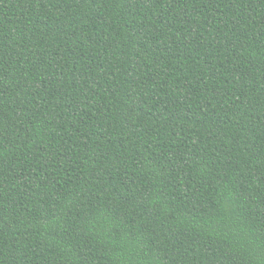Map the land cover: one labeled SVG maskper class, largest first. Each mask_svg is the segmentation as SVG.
I'll list each match as a JSON object with an SVG mask.
<instances>
[{
	"label": "trees",
	"instance_id": "16d2710c",
	"mask_svg": "<svg viewBox=\"0 0 264 264\" xmlns=\"http://www.w3.org/2000/svg\"><path fill=\"white\" fill-rule=\"evenodd\" d=\"M0 264H264V0H0Z\"/></svg>",
	"mask_w": 264,
	"mask_h": 264
}]
</instances>
